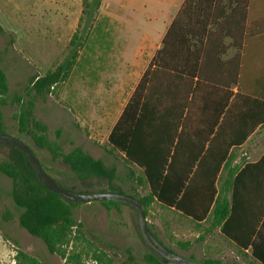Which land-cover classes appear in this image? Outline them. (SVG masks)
Segmentation results:
<instances>
[{
	"label": "trees",
	"instance_id": "16d2710c",
	"mask_svg": "<svg viewBox=\"0 0 264 264\" xmlns=\"http://www.w3.org/2000/svg\"><path fill=\"white\" fill-rule=\"evenodd\" d=\"M255 8L256 0L182 2L107 137L106 152L111 156L119 153L129 167L130 193L113 185L114 166L72 142L65 153L57 141L60 131L51 139L48 126L35 116L36 100L45 99L67 79L81 36H72L70 53L53 70L28 77L24 96L9 94L0 52V134L11 135L10 129L14 130L12 136L28 140L51 164L67 167L79 183L106 179L107 192L138 199L145 217L156 204L199 228L206 225V233L218 229L239 251L249 253L254 263L264 264V154L257 162L242 165L233 164L232 154L257 129L264 128V71L258 73L256 66ZM229 49L234 54L224 59ZM5 107L14 109L13 126L6 123ZM4 147L9 152L0 160V173L11 181L9 198L21 210L18 227L39 239L50 255L78 264L77 254L65 258L64 247L71 234L81 228L75 208L89 203L69 202L48 191L27 158ZM38 161L55 180L52 170ZM132 168L142 175L137 177ZM136 188L147 189V193L139 196ZM97 203L107 212L125 206ZM12 219L9 211L2 215L3 221ZM176 246L186 251L191 244L178 241ZM121 251L126 255L121 264H138L130 249ZM187 258L198 264H223L215 258ZM93 259L114 264L103 253ZM14 260L16 264H42L22 251L16 252ZM140 264L165 262L150 250Z\"/></svg>",
	"mask_w": 264,
	"mask_h": 264
},
{
	"label": "rangeland",
	"instance_id": "374dc122",
	"mask_svg": "<svg viewBox=\"0 0 264 264\" xmlns=\"http://www.w3.org/2000/svg\"><path fill=\"white\" fill-rule=\"evenodd\" d=\"M178 1L0 0L1 68L10 95L24 96L28 77L43 76L53 70L70 53L72 36L83 38L67 79L45 99L36 100L35 116L48 126L51 139L60 131L57 141L65 153L72 142L92 157L114 166L113 185L125 193H130L132 186L128 180L129 167L119 153L111 156L106 152L107 137L160 48ZM225 42L229 44L228 40ZM233 54V49L226 53L228 58ZM13 113L11 107L3 109L9 127L14 124ZM9 132L15 135L14 130ZM21 141L52 170L51 176L61 186L84 193L108 191L106 179L91 178L88 183H79L72 179L67 167L51 164L48 156L28 140ZM261 151H264V129L258 131L244 150L232 152L233 164H242L243 158L253 160ZM8 152L0 145V160ZM132 169L137 177L142 175L140 170ZM10 190L11 181L0 173V264H16L14 257L18 251L42 264H74L50 255L39 239L18 227L17 215L21 210L9 198ZM136 192L143 196L147 189L136 188ZM6 211L11 213L12 220H2ZM74 216L81 228L79 233L71 234L64 247L65 258L77 254L78 264H86L103 253L114 264H121L126 259L121 250L128 248L140 264L143 254L150 252L139 234L136 214L127 206L107 212L97 202L82 204L75 208ZM145 218L158 240L178 255H191L196 261L209 257L223 264H256L249 253L239 251L218 229L206 233V225L199 228L191 220L156 204ZM178 241L189 242L190 249L180 250L176 246Z\"/></svg>",
	"mask_w": 264,
	"mask_h": 264
},
{
	"label": "water",
	"instance_id": "95a60500",
	"mask_svg": "<svg viewBox=\"0 0 264 264\" xmlns=\"http://www.w3.org/2000/svg\"><path fill=\"white\" fill-rule=\"evenodd\" d=\"M0 145L8 146L21 152L29 161L41 185L48 191L58 195L63 200L73 203L116 202L131 208L136 214L139 234L142 240L146 246L165 263L198 264L193 260L169 251L158 242L147 226L144 210L138 199L116 192L79 193L68 190L63 186H60L43 171L31 148L18 138L12 135L0 134Z\"/></svg>",
	"mask_w": 264,
	"mask_h": 264
},
{
	"label": "crops",
	"instance_id": "0c3cea01",
	"mask_svg": "<svg viewBox=\"0 0 264 264\" xmlns=\"http://www.w3.org/2000/svg\"><path fill=\"white\" fill-rule=\"evenodd\" d=\"M184 0H179L177 2V7H176V10L173 14V16H175L176 12L178 11V9L180 8L182 2ZM241 10V8H240ZM256 34H257V37H256V42H257V51H256V66H257V72L262 74V72L264 71V0H256ZM173 19V18H172ZM171 19V21H172ZM170 21V23H171ZM169 23V24H170ZM169 26V25H168ZM226 41V40H225ZM224 41V43L226 44V42ZM229 42V41H228ZM231 57V56H230ZM228 58V55H225L224 56V59H227ZM114 125V124H113ZM113 127V126H112ZM111 127V128H112ZM264 129V128H262ZM262 129H257L246 141L245 143L240 147L238 148L239 150H244V147L245 145L250 141H252V139L256 136V134L258 133V131L262 130ZM256 147V145H255ZM236 150V149H235ZM234 151V150H233ZM264 154V151H261L260 153H258V155L252 160V159H249V156L247 159H249V161H246L245 158L241 159L242 160V164L244 163H255L257 162L261 157L262 155ZM236 162V161H235ZM234 162V163H235ZM236 164V163H235ZM241 164V165H242ZM187 258V257H186Z\"/></svg>",
	"mask_w": 264,
	"mask_h": 264
},
{
	"label": "built area",
	"instance_id": "2783aa9c",
	"mask_svg": "<svg viewBox=\"0 0 264 264\" xmlns=\"http://www.w3.org/2000/svg\"><path fill=\"white\" fill-rule=\"evenodd\" d=\"M86 264H100V263H98L96 261H90V262H87Z\"/></svg>",
	"mask_w": 264,
	"mask_h": 264
}]
</instances>
